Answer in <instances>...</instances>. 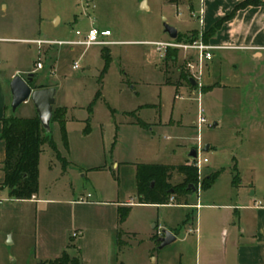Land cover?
<instances>
[{"label": "rangeland", "instance_id": "1", "mask_svg": "<svg viewBox=\"0 0 264 264\" xmlns=\"http://www.w3.org/2000/svg\"><path fill=\"white\" fill-rule=\"evenodd\" d=\"M169 3L182 2L0 0V38L68 42L79 40L77 31L86 34L92 27L112 34L108 40L115 44L110 47H38L7 41L0 49L4 73L20 69L17 76L26 78L24 71H34L37 83L57 90L54 111L67 110V142L59 124L51 127L63 159L44 147L38 198L66 201L90 194L97 202L130 203L132 209L123 226L130 234L120 237L118 247L119 260L125 264H161L163 258L166 264L186 263L181 256L192 258L194 247L192 241L183 245V239L196 219L237 218L235 209L241 201L259 191L253 187L254 175L264 172V123L256 117V106L264 104V94H258L253 76L243 69L240 53L214 51L201 89L187 85L176 89L167 83L169 78L176 82L179 69L170 66L167 73L165 52H158L156 44L172 41L164 24L176 28L184 38L198 34L188 31L200 27L187 7L178 9ZM104 50L110 52L111 62L103 75ZM38 63L43 70L36 68ZM75 63L79 70L73 69ZM179 66L185 68L182 51ZM247 68L253 71L254 65L247 64ZM176 95L181 99L176 100ZM200 106L208 124L199 132ZM34 110L29 101L14 114L28 116ZM139 122L149 126L140 127ZM207 146L212 148L205 151ZM193 150L198 152L200 184L205 177L218 174L209 190L188 196L190 205H202L198 211L176 202L170 207L138 205L137 166L181 165L185 161L197 166L190 157ZM181 182L182 177L175 174L171 184ZM0 200L7 201L0 209V264H39L36 205L22 202L13 210L14 199L7 192L0 194ZM188 218L187 225L183 224ZM107 220L112 223L113 211L108 212ZM162 225L167 227L164 231L177 228L179 239L160 250L154 228ZM10 237L16 245L8 244Z\"/></svg>", "mask_w": 264, "mask_h": 264}, {"label": "crops", "instance_id": "2", "mask_svg": "<svg viewBox=\"0 0 264 264\" xmlns=\"http://www.w3.org/2000/svg\"><path fill=\"white\" fill-rule=\"evenodd\" d=\"M244 1L246 0H181L180 5L169 4L178 9L187 7L192 18L198 20L200 25L199 29L189 30L188 33L197 32L198 39H203L207 31L218 21L229 16L235 7ZM260 1L263 3L262 6L249 7L237 12L234 18L224 23L206 44L216 47L215 52L240 53L244 64L243 69L249 72L248 75L253 76V83L255 82L258 94L261 96L264 94V0ZM193 15H202L203 22L194 18ZM178 17L180 18L181 14ZM7 41L32 43L34 40L0 38V45ZM185 57L184 54V60ZM247 64H253L254 70L249 71ZM2 67L0 49V134L3 131V121L15 116L11 109L10 84L13 78L22 72L18 69L7 74L3 72ZM43 69L44 66L41 70ZM24 72L26 78L33 74V82L30 84L33 90L39 87L53 88L52 85L37 83L34 71ZM256 108L258 111L257 121L260 124L264 123V104L261 103ZM35 117H37L36 110L28 116L24 115L18 118L31 119ZM143 124L149 126V124ZM201 129L198 131L200 132ZM207 147L208 150L212 148V146ZM5 159L6 147L4 142L0 141V185L4 182L2 167ZM192 159L196 161L197 158ZM181 165L190 166L191 164L190 161H185ZM253 187L259 188V191H252L248 200H240L241 203H238L239 205L235 209L237 218L196 219L195 225L187 231L183 239V245H188L189 241H192L191 244L194 247L192 258L182 254V259H187L184 264H264V172L254 175ZM201 190L199 186L197 192ZM4 192L6 191H0V194ZM88 195L90 194L84 195L80 199L66 201L40 200L38 195L28 201H13V210H17L22 202L36 205L39 221L36 231V258L39 263L57 259L66 251L71 257L80 258L81 264H125L119 260L121 251H118V247L120 237L130 233L123 229L127 221L122 226L119 224V208L128 206L132 209L131 204L97 202L94 200V195H91L90 198ZM38 205H48L49 207L40 209ZM166 206H175L174 201ZM201 206L189 205L186 207L198 211ZM111 211H113L112 223H110L111 220L110 222L107 220L108 212ZM184 223L187 225L188 222ZM165 228H167L165 225L155 227L154 229L157 231L154 236L156 238L163 237ZM173 230L176 232L171 231L177 239L175 243H178L177 228ZM70 231L73 232L72 235ZM74 233L79 234L77 238H73ZM222 235L223 240L221 239ZM8 244L16 245L15 238L12 240L10 237ZM72 252L76 255H73ZM164 259H161V264H166ZM112 260L115 262L112 263Z\"/></svg>", "mask_w": 264, "mask_h": 264}, {"label": "trees", "instance_id": "3", "mask_svg": "<svg viewBox=\"0 0 264 264\" xmlns=\"http://www.w3.org/2000/svg\"><path fill=\"white\" fill-rule=\"evenodd\" d=\"M262 5L263 3L260 0H246L242 2L235 7L229 16L218 21L204 34V42L208 43L221 29L223 24L233 19L237 12L249 7H259ZM198 37V34L185 38L178 35L176 41L178 43H193ZM103 57L106 62L104 75L111 62L110 52L104 50ZM178 60V50L167 51L163 59L167 73L170 72V66L179 69L176 82L173 83L172 78H169L167 83L173 84L175 88L180 85L190 87L188 73L184 67H177ZM38 89H44V87H39ZM98 97H101L100 93ZM66 114V108L54 111L52 120V124H59L65 142H67L65 129ZM138 125L143 128L146 127L142 122H139ZM0 141L4 142L6 147V159L2 167L4 182L0 185V191H6L9 197L16 201L31 200L39 192V162L44 147L46 145L49 146L55 152L57 159H63L53 141L52 135L45 132L38 117L25 119L12 116L3 121V131L0 134ZM175 174L182 177V182L177 186H172L171 181ZM217 177L218 174L205 177L200 184L199 169L193 165H138V204L166 206L171 201H174L179 206H189L190 204L187 201L188 196L194 190L198 191V186L203 191L209 190L214 185ZM130 212L131 207L124 206L119 208V224L121 226L127 221ZM188 220L189 218L187 222ZM39 264H81V261L80 258L71 257L65 251L59 258L43 261Z\"/></svg>", "mask_w": 264, "mask_h": 264}, {"label": "built area", "instance_id": "4", "mask_svg": "<svg viewBox=\"0 0 264 264\" xmlns=\"http://www.w3.org/2000/svg\"><path fill=\"white\" fill-rule=\"evenodd\" d=\"M194 18L200 19L203 22V16H196L193 15ZM76 36L79 40L76 41H68V42H52L48 41L47 39L44 40H37L33 41V44H36L38 47L43 46H69V47H85L90 48L93 46H101V47H110L115 43L108 40L112 36L109 30L100 31L96 27H92L86 34H82L81 32L77 31ZM158 48V52L162 53L165 52L163 57L166 56L168 50H178L179 52H184L186 55L185 57V69L188 73L189 79H193L197 85L195 88L201 89L202 87V80L204 77L205 70L207 69L208 64L213 60L212 52L217 49L211 45H207L203 39H197L193 43H178L176 40H172L168 43H159L156 44ZM73 50V49H72ZM37 69L41 70L43 65L41 63L37 64ZM74 70H79L80 66L78 63H75L73 66ZM177 99H181L180 97L176 96ZM204 111L202 107H199V119H198V129H201L204 125L208 124V121L204 118L203 115ZM204 163H207V160H204ZM199 171H200V162L196 164ZM91 195H88L90 198ZM7 201L0 200V207L4 206ZM78 233L73 234V238L78 237Z\"/></svg>", "mask_w": 264, "mask_h": 264}, {"label": "water", "instance_id": "5", "mask_svg": "<svg viewBox=\"0 0 264 264\" xmlns=\"http://www.w3.org/2000/svg\"><path fill=\"white\" fill-rule=\"evenodd\" d=\"M164 32L171 40H177L179 32L176 28L164 24ZM33 74L23 78L16 76L13 78L10 84V90L12 95L11 109L13 113L27 102L31 101L36 109L37 117L41 123L42 128L46 133L51 134L54 106L56 104L57 90L55 88H44L33 90L30 83L33 82ZM189 82L193 88L197 83L193 79H189ZM216 125H214L215 127ZM205 151H208L206 147ZM192 158H197V151L193 150L191 153ZM196 191V190H194ZM176 237L170 231H164V236L159 239L160 250L174 244Z\"/></svg>", "mask_w": 264, "mask_h": 264}]
</instances>
